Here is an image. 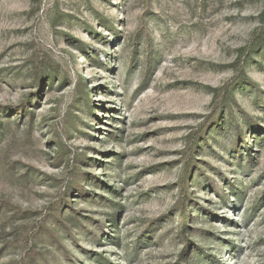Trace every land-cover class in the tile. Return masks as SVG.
Here are the masks:
<instances>
[{
  "label": "rangeland",
  "instance_id": "rangeland-1",
  "mask_svg": "<svg viewBox=\"0 0 264 264\" xmlns=\"http://www.w3.org/2000/svg\"><path fill=\"white\" fill-rule=\"evenodd\" d=\"M0 264H264V0H0Z\"/></svg>",
  "mask_w": 264,
  "mask_h": 264
}]
</instances>
